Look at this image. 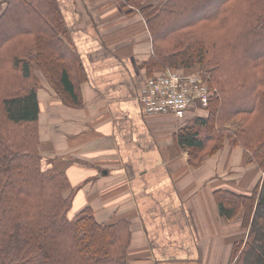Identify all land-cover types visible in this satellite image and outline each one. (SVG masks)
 Returning <instances> with one entry per match:
<instances>
[{"label": "trees", "instance_id": "trees-1", "mask_svg": "<svg viewBox=\"0 0 264 264\" xmlns=\"http://www.w3.org/2000/svg\"><path fill=\"white\" fill-rule=\"evenodd\" d=\"M7 2V4H6ZM7 5V6H6ZM146 19L153 53L145 62L157 69L197 70L217 88L206 116L188 120L178 142L198 166L224 144L217 130L232 119L233 147L249 153V163L264 172V0H120ZM56 0H0V264H129L127 221L98 223L86 208L70 218L72 187L40 151L38 90L41 71L53 87L79 104L84 69L65 37L67 29ZM26 21L28 26L20 27ZM37 67V68H35ZM221 216L244 211L247 240L233 248L234 264H264V178L243 195L216 193Z\"/></svg>", "mask_w": 264, "mask_h": 264}, {"label": "crops", "instance_id": "crops-1", "mask_svg": "<svg viewBox=\"0 0 264 264\" xmlns=\"http://www.w3.org/2000/svg\"><path fill=\"white\" fill-rule=\"evenodd\" d=\"M56 1L85 78L74 104L37 75L38 125L42 156L78 187L72 217L90 208L98 223L129 222V264H229L243 216L226 221L216 193L250 195L264 172L229 143L193 166L178 142L193 116L146 115L138 96L153 41L142 12L118 0Z\"/></svg>", "mask_w": 264, "mask_h": 264}, {"label": "built area", "instance_id": "built-area-1", "mask_svg": "<svg viewBox=\"0 0 264 264\" xmlns=\"http://www.w3.org/2000/svg\"><path fill=\"white\" fill-rule=\"evenodd\" d=\"M216 93L199 70L167 68L147 78L138 99L146 115L171 114L182 120L188 113L206 111Z\"/></svg>", "mask_w": 264, "mask_h": 264}, {"label": "rangeland", "instance_id": "rangeland-1", "mask_svg": "<svg viewBox=\"0 0 264 264\" xmlns=\"http://www.w3.org/2000/svg\"><path fill=\"white\" fill-rule=\"evenodd\" d=\"M2 2H5V0H1ZM118 2H119V5H120V0H118ZM6 4H7V2H6ZM7 6V5H6ZM130 7V6H129ZM130 8H134V7H130ZM135 9V8H134ZM137 11H139L138 9H136ZM140 12V11H139ZM144 18H145V16H144ZM146 19L147 18H145V21H146ZM21 25H20V27H26V26H28V23L26 22V21H22L21 23H20ZM4 28L6 29V32H10V31H12V30H14L15 28L13 27V25L12 24H9V23H4L3 24V26H1V29H0V36H2V35H5V34H7V33H5L4 32ZM66 43H67V41H66ZM35 68H37V67H35ZM161 69V68H160ZM160 69H157V70H160ZM194 69H200L199 67H194ZM35 71V74L36 75H38V76H40V74H42V72L41 71H38V69H35L34 70ZM41 76H43V75H41ZM40 76V80H41V85H42V80H43V77H41ZM200 112L201 113H203V110H200ZM195 114V113H194ZM193 114L192 113H188V116H192ZM203 115V114H202ZM207 114L205 113L204 114V116H206ZM196 116H200V115H198V113L197 114H195V117ZM242 125V122L241 121H239V120H235V119H232V121L230 120V122H227V123H220V124H218L217 125V127H216V129L217 130H220L221 132H224L225 134H226V139L224 140V143H229V140H228V138H227V134L229 133V132H236L237 130H239V128H240V126ZM39 148H40V146H39ZM40 151H42L41 149H40ZM45 160L43 161V163H42V165L44 166V167H46V168H50L51 167V164H49V161H46L48 158H46V157H43ZM255 166H256V164L255 163H253ZM257 167V166H256ZM255 167V168H256ZM71 213V212H70ZM69 213V217L70 218H72V213L70 214ZM242 214V216H243V219H244V216H245V214H244V211H242V212H239L238 214H237V216L239 215V214ZM236 216V217H237ZM239 220L241 221V219L239 218ZM248 233H249V229H243L242 228V230H240V232L237 234V237L240 239V241H242L243 243L247 240V237H248ZM239 241V240H238ZM238 241L237 242H235L234 244H233V248L237 245V243H238ZM233 248H232V251H233ZM233 254V253H232ZM234 255V254H233ZM233 255H232V257H231V260H230V262H229V264H234L235 263V261H236V259H234L233 258Z\"/></svg>", "mask_w": 264, "mask_h": 264}]
</instances>
